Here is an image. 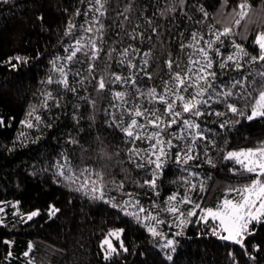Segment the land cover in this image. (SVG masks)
Instances as JSON below:
<instances>
[{
    "label": "trees",
    "instance_id": "obj_1",
    "mask_svg": "<svg viewBox=\"0 0 264 264\" xmlns=\"http://www.w3.org/2000/svg\"><path fill=\"white\" fill-rule=\"evenodd\" d=\"M129 2L130 0H107L105 3L107 11L100 17L105 25L104 42L100 45L102 50L99 57L92 61V74L89 75L88 56L84 52L77 53V58L67 65L69 86L76 87L75 94L55 82L58 73L52 71L50 61L55 56H63L64 45L70 43L69 39L64 37V28L69 17L77 23L73 39L81 34L79 25L85 19L83 11L88 7L87 0L83 3L81 0H8L6 4L0 3V117L3 118V124H0V201L6 202L0 205L4 208L0 217L6 222L0 225V264H29L30 260L32 264H160L163 259L159 250L150 243L151 238L143 226L103 201H91L78 192L70 191L64 183L54 182L51 165L56 163L57 159L63 162L62 153L66 154L76 167L91 165L99 168L103 165L107 173L105 179L112 176L117 180L123 179L124 191L137 194L146 209L150 208L151 201L163 205L165 198L172 192H178L182 197L184 187L180 177L187 176V173L175 163L174 156L157 182L158 197L147 186L140 187L135 183L138 179L142 183L144 174L128 162L123 134L118 128L108 127L105 123L108 119L105 110L107 109L109 115L115 112L117 118L121 115L120 111L109 107L111 103L118 106L121 103L114 100L113 90L126 91L129 106L135 101L144 108L152 107L153 104L149 103L146 95L147 90L155 88L158 93L163 92V82L170 80L173 72L186 70L191 49L181 50V43H189L194 30L207 36L206 25L197 23L202 19L197 6L203 4L209 11L208 22L220 21L215 24L218 28L222 24L234 23L233 18L227 16V12L235 7L238 0H229L227 8L220 11L217 9L221 0H186V15L180 12L179 0H131L130 10L125 12V6ZM249 2L252 8L248 17L241 21L234 31L238 33L235 39L253 52L258 51L252 43L255 34L264 30V0ZM167 3L176 5L177 11L162 19L155 13L158 8L166 7ZM77 8L81 9L79 16L74 15ZM142 11L152 18L154 25L160 26L157 29L159 35L151 32L141 16ZM91 15L90 12L89 18ZM125 15L128 16L127 20L124 19ZM137 24L140 27L136 30L143 33V41L139 37L133 40L129 36ZM94 34L95 30L88 35ZM245 35L247 40L243 38ZM129 44L141 50L140 53L133 54L136 56L133 61L136 68L143 67L140 65V57L151 49L148 66L143 71L132 70L135 86L123 81L112 83L113 78L108 73L116 72L127 78L130 72L126 64L117 63L119 57L116 53L112 54L111 60L106 54L110 47L118 52ZM221 50L225 55L233 50L229 40H225ZM17 55L27 57V63L18 64L16 69H11L3 63L8 57ZM168 59L173 61L171 70L165 63ZM12 63H16L15 59ZM254 69L264 71L259 63L246 65L245 69L240 71ZM215 70L218 74L221 71L218 65ZM145 73H150L151 76ZM49 74L54 77L51 84L46 83ZM235 74L234 71L226 69L224 75H220L218 79L227 81L230 75ZM101 75L105 77L106 88L97 91L95 85ZM81 76L86 79L83 84L78 85L75 82L80 80ZM248 79H252V76L249 75ZM46 89L52 91L54 96L61 97L60 107L55 106V101H50V110L39 107L37 109L45 124L50 123L53 126L48 128L41 125L38 131L36 128L21 125L20 121L25 119L29 105H39L41 93ZM138 92L144 95L140 96ZM81 97L94 100L95 108L87 99ZM155 106L163 109V104ZM214 107H220L222 110L220 105ZM93 112L94 122L88 119L89 114ZM74 113L81 119H73ZM123 114L127 118V113ZM228 115L231 116V113ZM212 119L211 116L201 117L198 122L202 128L207 125L219 133L213 137L218 147L209 146L208 150V156L216 162L215 167L205 162L203 141L200 142L196 153L198 158L188 162L192 170L200 174L196 178L197 181L203 179L205 182L204 191H201L197 184V188L191 193L192 198L204 207H214L217 201L225 196V188L245 183L249 179L247 173L241 171L233 174L229 171L232 167L240 166L232 161H224L223 152L219 151V148L232 150L256 147L260 141H264V119L251 122L242 120L227 132L220 130L217 124L211 123ZM172 127L178 131L177 125ZM20 133H24V136L18 139ZM70 134L80 140L84 151L80 145L67 142ZM98 135L103 138L106 151L112 154L111 159L98 158ZM209 136L213 134L209 133ZM37 137L39 139H36ZM21 139L27 143L21 144ZM122 168L126 171H122ZM110 195L119 196V193L113 190ZM231 195L234 196L235 193ZM17 200L20 201L18 209L21 213L39 209V215L31 221L21 222L19 215H13L15 210L12 202ZM49 205L59 209L51 218L48 215ZM160 217L166 219L168 214L161 212ZM210 224L209 221V226ZM253 226L256 231L246 237V248L255 257L254 260L245 256L244 249L239 245L221 241L211 234L208 226L193 222L184 228V235L174 237L179 241L177 252L174 254L175 264H264V224ZM116 227L125 230L121 238L129 251L121 253L120 256L114 255L106 262L100 251V241L109 229ZM159 227L169 236L177 231L175 227H169L168 223ZM6 240L11 241V244L5 243ZM29 241L33 244L30 251ZM113 243L119 247L117 240L113 239ZM253 243L261 247L253 251ZM9 251L12 253L10 257L7 255ZM25 251H29L27 257L23 255ZM229 251L234 253V259L229 257ZM141 252L146 255L141 256Z\"/></svg>",
    "mask_w": 264,
    "mask_h": 264
},
{
    "label": "snow or ice",
    "instance_id": "obj_2",
    "mask_svg": "<svg viewBox=\"0 0 264 264\" xmlns=\"http://www.w3.org/2000/svg\"><path fill=\"white\" fill-rule=\"evenodd\" d=\"M8 0H0V3H7ZM83 3L84 0H81ZM107 0H87L88 7L83 11L85 17L84 22L79 25L81 34L73 39V32L77 27L76 21L69 17L66 27L64 28V37L70 41L69 44L64 45V55L55 56L50 61L52 71L58 73V79L55 80L57 84L66 90L76 93V87H70L68 81V67L74 58H77V53L84 52L88 56V70L89 75L92 74V69L95 61L100 53V45L104 42V28L105 25L100 17L103 16L107 9L105 3ZM229 0H221V4L217 11L226 9ZM186 0H179V8L182 15H186L185 8ZM131 8V0L125 6V12ZM252 8L249 0H238V3L227 12L228 17H232L234 23L222 24L221 27H216L215 24L220 23L216 20L208 22L210 13L203 4L197 6V11L202 14V19L197 23L206 25L207 36L202 32L194 30L191 33L190 42L181 43V50L188 48L191 52L188 54V62L186 70L183 72H173L170 80H165L163 92H157L155 88L147 90V98L150 108H144L137 102H133L131 106L128 104L126 91L113 90L112 95L114 100H119L120 106L116 103H111L109 107L121 112L117 118L115 112L107 113L108 119L105 123L109 128L115 127L120 130L124 137L126 145L124 151L127 154V160L133 164L136 169L142 170L144 176L142 183L136 180L135 183L148 189L159 196L158 180L163 174L164 168L173 156L175 163L182 168L187 176H182L184 194L181 197L178 192H172L167 196L163 205H158L156 201H151L150 208L146 209L141 201L137 198V194L132 192H125V181L117 180L115 176L105 179L107 173L105 166L99 168L84 165L76 167L66 154H61L63 162L57 159L56 163L51 165L53 169V179L56 183H64L70 191L80 193L86 196L91 201H103L113 209H117L128 217H132L136 223L144 227L150 236V243L159 250L162 260L160 264H175L174 254L177 252V241L174 237L184 235V228L190 223L204 224L208 226L211 234L221 241L231 242L233 245H239L244 249V255L250 259H255L246 248V237H249L256 231L253 226L264 224V141H260L256 147H247L227 150L226 148H219L223 152L224 161H232L239 168L232 167L230 172L236 174L244 172L249 174V179L245 183H240L235 186H228L225 188V196L219 199L214 207H204L200 202L192 198V191L197 188V184L201 191L205 189V182L203 179L197 181L200 174L189 166L188 162L197 159V151L200 147V142L204 143L203 156L205 162L215 167L216 162L212 157L208 156L209 146L218 147L216 140L213 138L219 133L214 128L201 127L198 122L201 117L211 116L210 121L217 124L220 130L227 132L230 127H233L242 120L254 121L256 119H264V71L252 70L243 71L246 65L260 64L264 69V30L257 31L252 43L258 48V51L250 52L244 44L239 43L235 36L238 34L234 31L241 21L245 20ZM177 11L176 5L167 3L166 7L158 8L155 14H158L162 19L167 15ZM92 13L89 18V13ZM81 9L77 8L74 15L79 16ZM118 15H122L119 14ZM215 14H213L214 16ZM141 16L144 17L145 22L151 29V32L159 35L157 29L159 25H154L151 17L145 15L142 11ZM41 18L42 17H38ZM191 19V17H188ZM127 20L128 16H124ZM123 26V22L121 23ZM139 24L129 34L130 38L135 40L137 37L141 41L144 40L143 33L137 31ZM94 35H88L93 33ZM247 40V35L243 37ZM151 37H149V40ZM230 41L232 51H228L225 55L222 52L225 40ZM99 41V43H98ZM87 49V51H85ZM140 49L133 44L122 48L117 52L115 48H109L108 59H112V54L116 53L119 59L117 63L127 65L130 75L125 78L116 72H110L108 75L112 77V83L123 81L124 83H131L135 86V75L133 69L143 71L148 66V57L151 54V49L144 52L140 57V65L142 68H136L133 61L136 59L134 53H140ZM15 59L16 63H12ZM27 57L19 55L15 57H8L6 63L11 69H16L20 63H27ZM169 70L172 68L173 61L168 59L165 61ZM218 65L221 70L218 74L215 67ZM234 71L235 75H230L227 81H220L218 77L224 75L225 70ZM151 76L150 73H145ZM79 75V73H76ZM249 75L252 79H248ZM257 77L259 80H257ZM86 77L81 76L76 84H83ZM54 77L49 74L46 83H53ZM171 85V86H170ZM97 91L106 88L105 77L101 75L95 85ZM138 95L143 96L138 92ZM42 99L39 105H29V110L25 113V119L20 121L21 125L27 128H36L38 131L41 125L51 128L50 123L45 124L42 116L37 111L38 107L44 110H50L52 104L50 101H55V106L60 107V96H54L52 91L44 90L41 93ZM87 99L89 104L95 108V101L88 97H81ZM239 101L240 103H235ZM163 104V109L155 106ZM214 105L222 106L214 107ZM78 108L79 105H76ZM127 113V118L123 114ZM231 113V116L228 114ZM187 114V115H185ZM73 119L79 120L81 117L77 113L73 114ZM88 119L95 121V113H90ZM0 124H3V118L0 117ZM173 125L178 126V131L173 129ZM172 129L171 131H169ZM212 133L213 136H209ZM24 133L18 134V139L23 137ZM36 139H39L37 137ZM98 147L96 149L98 158L111 159L112 154L106 151L103 138L98 135L96 137ZM67 142L73 145H80V140L72 136L67 137ZM139 142V146H138ZM21 144L27 143L26 140L21 139ZM127 145H131L127 147ZM146 145V146H143ZM81 150L84 151L82 145ZM175 150V151H173ZM11 151V149H9ZM123 164V161H121ZM198 167V166H197ZM122 171L126 169L122 168ZM35 174V173H33ZM150 176L151 178H148ZM59 178V179H57ZM127 179V177H125ZM111 185V187H109ZM119 193V196L110 195L112 191ZM235 193L234 196L231 194ZM6 202L0 201V205ZM20 201H13L12 207L15 210L13 215H19L21 222L31 221L33 217L39 215V209L31 210L26 213H21L18 209ZM190 205V207H181ZM153 209H157L153 211ZM59 209L54 205H49L48 215L51 218L58 212ZM4 212V208L0 207V213ZM168 214L166 219H161L160 213ZM209 221L211 222L209 226ZM5 220L0 217V225L5 224ZM168 223L169 227H175L177 231L173 232L171 236L167 235L161 230L159 226ZM125 230L120 227L111 228L107 234L104 235L100 241V251L103 259L107 262L115 256H120L121 253H128L129 249L126 247L122 237ZM113 239L119 242V247L113 243ZM11 244V241H5ZM261 246L253 243L252 250L255 251ZM33 248L31 241L28 243V250ZM29 251L23 253L24 256L29 255ZM12 256L11 251L7 254ZM141 256L146 255L145 252L140 253ZM229 257L234 259V253L229 251ZM32 264V261H29Z\"/></svg>",
    "mask_w": 264,
    "mask_h": 264
}]
</instances>
